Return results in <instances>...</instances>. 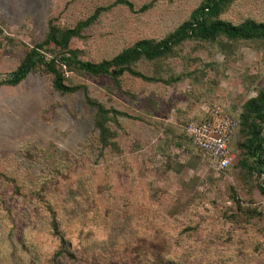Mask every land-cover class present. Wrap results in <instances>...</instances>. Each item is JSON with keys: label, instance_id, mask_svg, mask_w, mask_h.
Instances as JSON below:
<instances>
[{"label": "rangeland", "instance_id": "1", "mask_svg": "<svg viewBox=\"0 0 264 264\" xmlns=\"http://www.w3.org/2000/svg\"><path fill=\"white\" fill-rule=\"evenodd\" d=\"M114 1L0 0V77L45 38L49 20L72 27ZM128 1L138 10L153 0ZM202 1L154 0L142 13L117 6L71 45L84 61L110 59L139 40H161ZM220 18L262 22L264 0H235ZM224 44L232 43L186 42L159 68L137 63L164 80L190 73L170 84L125 74L117 85L69 73V84L129 116L110 123L115 153L101 155L95 110L82 91L60 94L40 71L1 87L0 264H264V224L251 215L264 210V177L247 178L236 166L218 170L186 135L188 123L216 107L237 120L264 83V42L221 50ZM48 206L70 257L55 259L60 244Z\"/></svg>", "mask_w": 264, "mask_h": 264}, {"label": "trees", "instance_id": "2", "mask_svg": "<svg viewBox=\"0 0 264 264\" xmlns=\"http://www.w3.org/2000/svg\"><path fill=\"white\" fill-rule=\"evenodd\" d=\"M234 1L203 0L182 24L161 40H139L112 58L102 59L98 62L84 61L81 57L82 51L73 47L71 45L72 41L74 39H86L83 32L95 25L102 14L111 12L115 7L123 6L131 12L142 13L153 6L154 0L138 10H135L134 5L128 0H115L111 4L96 7L90 16L79 20L72 27H60L55 25L51 19L48 21V31L45 38L28 48L19 65L10 75L0 77V88L4 86L15 87L23 82L29 74L40 71L51 77L53 89L60 94H73L82 91L87 105L95 110L94 126L98 131L101 155L106 149H109L112 153L120 152L119 146L114 141V133L110 128V123L115 122L119 116H129L115 108H107L96 99L89 97L86 86L69 84L68 74L75 73L92 77L104 76L117 85L120 78L125 74L154 84L180 82L190 73L164 80L161 77L143 74L136 69V65L141 61H145L149 64L153 63L155 67L158 65L159 68L162 62L175 56L178 48L186 42L213 44L218 43L220 39H225L227 43L232 44L235 42H264V21L259 22L247 18L239 24H233L220 18ZM4 40H6V35L0 26V49ZM231 45L224 44V46L220 45L219 47L221 50H227ZM209 115L198 120L206 121L209 119ZM236 121L238 122V133L241 140L237 143L238 149L232 146L231 139L232 134L237 130L235 129L229 137V149L237 156V161L233 167L236 166L240 173L247 178L260 179L264 177V83L257 90L255 97L242 104ZM187 138L191 143L188 135ZM258 188L264 197V182L262 185H258ZM234 202L237 208L241 209L239 200L236 199ZM47 208L52 217L51 227L53 233L59 237L60 249L55 253V259L63 256L70 257L72 254L68 250L63 235L58 230L55 213L51 207L48 206ZM251 215L253 218L259 217L264 224V210L262 212L252 210ZM160 263H163V261H160ZM163 264L175 263L168 261Z\"/></svg>", "mask_w": 264, "mask_h": 264}, {"label": "built area", "instance_id": "3", "mask_svg": "<svg viewBox=\"0 0 264 264\" xmlns=\"http://www.w3.org/2000/svg\"><path fill=\"white\" fill-rule=\"evenodd\" d=\"M237 126L233 117L216 107L208 120L188 123L186 133L194 147L212 157L218 170H226L237 161V156L229 149V137Z\"/></svg>", "mask_w": 264, "mask_h": 264}]
</instances>
